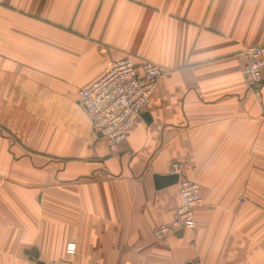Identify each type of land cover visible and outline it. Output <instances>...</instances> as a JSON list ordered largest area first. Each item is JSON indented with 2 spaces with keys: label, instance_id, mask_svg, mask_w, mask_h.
<instances>
[{
  "label": "crops",
  "instance_id": "0c3cea01",
  "mask_svg": "<svg viewBox=\"0 0 264 264\" xmlns=\"http://www.w3.org/2000/svg\"><path fill=\"white\" fill-rule=\"evenodd\" d=\"M264 0H0V264H264ZM130 58L162 74L111 155L77 93ZM142 115V116H143ZM186 165L195 228L163 241ZM68 244L74 255L66 254Z\"/></svg>",
  "mask_w": 264,
  "mask_h": 264
},
{
  "label": "built area",
  "instance_id": "2783aa9c",
  "mask_svg": "<svg viewBox=\"0 0 264 264\" xmlns=\"http://www.w3.org/2000/svg\"><path fill=\"white\" fill-rule=\"evenodd\" d=\"M241 64V76L245 87L255 91L264 79V45L244 46L236 54ZM162 69L157 64L143 61L138 64L130 58L110 63L99 80L77 93L78 104L91 119L94 131L104 140L111 155L119 151L132 129L141 121L144 111L155 92ZM186 165L178 161L168 164L167 175L178 177L177 188L181 199L172 220L155 227L151 236L163 241L179 229L195 228L194 210L201 204L198 185L184 177ZM75 245L68 244L67 255H74ZM36 264H71L63 260H51Z\"/></svg>",
  "mask_w": 264,
  "mask_h": 264
},
{
  "label": "water",
  "instance_id": "95a60500",
  "mask_svg": "<svg viewBox=\"0 0 264 264\" xmlns=\"http://www.w3.org/2000/svg\"><path fill=\"white\" fill-rule=\"evenodd\" d=\"M142 117H145V115H143ZM153 179H154V187L156 190L176 185L178 181V177L176 175H165V176L155 175Z\"/></svg>",
  "mask_w": 264,
  "mask_h": 264
}]
</instances>
